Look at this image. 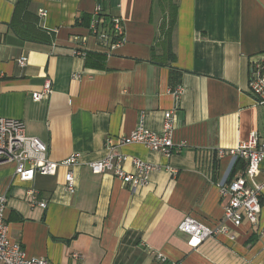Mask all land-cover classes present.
I'll list each match as a JSON object with an SVG mask.
<instances>
[{
	"label": "crops",
	"instance_id": "obj_1",
	"mask_svg": "<svg viewBox=\"0 0 264 264\" xmlns=\"http://www.w3.org/2000/svg\"><path fill=\"white\" fill-rule=\"evenodd\" d=\"M17 1L0 0V116L22 120L52 161L75 153L78 163L23 183L13 163L0 164L11 240L52 264H264V187L253 224L226 222L228 233L194 248L177 230L186 216L208 226L222 220L226 199L217 184L237 177L246 162L236 160L234 169L217 150L236 149L251 132L264 140V105L247 84L251 62L264 52V0H31L51 43L24 40L9 27ZM97 4L119 18V44L105 45L89 30ZM174 11L166 38L172 58H163ZM46 78L50 93L34 101ZM166 112L178 149L118 147L155 166L146 185L132 191L110 172L90 171L87 163L107 153V136L126 135L140 120L161 133ZM122 167L135 173L130 159ZM69 170L73 193L64 185ZM263 172L264 161L256 182Z\"/></svg>",
	"mask_w": 264,
	"mask_h": 264
},
{
	"label": "built area",
	"instance_id": "obj_2",
	"mask_svg": "<svg viewBox=\"0 0 264 264\" xmlns=\"http://www.w3.org/2000/svg\"><path fill=\"white\" fill-rule=\"evenodd\" d=\"M100 4L93 11L89 30L105 45H117L123 40V31L118 17H110L106 24V17ZM111 38L113 40L111 41ZM1 40V38H0ZM20 65H25L26 58L18 60ZM248 86L255 104L264 105V52L259 58L251 62L249 69ZM51 91V80L45 79L40 91L32 92L34 101L47 97ZM182 92L180 85L172 89V95L178 99ZM171 112L164 114V123L161 133L147 129L140 120L135 128L123 136H107L105 146L107 153L104 158L88 162L87 165L92 173L99 174L110 172L112 175L129 185L134 191L140 186L146 185L149 174L155 166L135 157H129L120 152L118 147L122 144H141L145 148L169 155L179 148L173 141V126ZM218 157L229 155L231 164L238 159H243L246 165L241 173L231 180H222L218 185L219 194L226 199L223 205V218L212 226L205 225L199 220L186 216L177 226V230L188 235L187 243L190 247H197L203 240L212 235L228 233L226 222L233 225L241 224L243 218L249 223L257 221L261 210V192L264 187L262 182H256L255 176L260 172L264 161V140L259 142L257 134L251 132L249 137L241 142L236 149H218ZM78 154H70L65 160L57 163L48 157L47 144L40 138L26 134L25 123L20 119L0 116V164L11 162L14 164V177L19 181H32L35 174L53 175L59 164L72 166L78 163ZM130 159L135 173H128L122 164ZM264 176V172H263ZM65 188L70 193L75 191L72 171H66ZM27 194L32 196L33 190ZM39 206L45 207V202H39ZM6 196L0 195V264H52L43 257L28 256L22 246L9 237L8 226L4 222ZM231 238L234 236L231 234ZM159 257V256H158ZM163 261V257H159ZM172 264H182L174 262Z\"/></svg>",
	"mask_w": 264,
	"mask_h": 264
},
{
	"label": "trees",
	"instance_id": "obj_3",
	"mask_svg": "<svg viewBox=\"0 0 264 264\" xmlns=\"http://www.w3.org/2000/svg\"><path fill=\"white\" fill-rule=\"evenodd\" d=\"M31 0H18L13 14L10 20V26L13 31L24 40L33 41V42H42V43H51L53 39V33L44 30L39 25L38 16L29 10V4ZM106 17V24H109L108 15H104ZM175 18V11L171 13V16L168 18L167 26L165 33V39L161 42L163 58H169L170 54V45L168 39H166L170 34V27L172 26ZM113 38H111V41ZM99 56V55H98ZM172 58V56L170 57ZM162 63V62H161ZM235 162L232 168L236 169Z\"/></svg>",
	"mask_w": 264,
	"mask_h": 264
}]
</instances>
